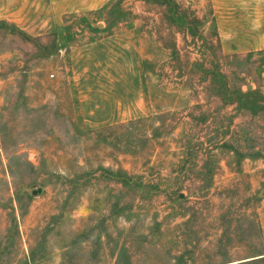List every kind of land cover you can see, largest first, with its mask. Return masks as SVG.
<instances>
[{
    "label": "rangeland",
    "instance_id": "obj_1",
    "mask_svg": "<svg viewBox=\"0 0 264 264\" xmlns=\"http://www.w3.org/2000/svg\"><path fill=\"white\" fill-rule=\"evenodd\" d=\"M49 1L54 19L0 0V264H216L244 237L255 252L264 156L222 150L248 142L195 63L264 91V57L223 52L212 0H176L181 23L158 0ZM126 174L150 183L131 207Z\"/></svg>",
    "mask_w": 264,
    "mask_h": 264
},
{
    "label": "trees",
    "instance_id": "obj_2",
    "mask_svg": "<svg viewBox=\"0 0 264 264\" xmlns=\"http://www.w3.org/2000/svg\"><path fill=\"white\" fill-rule=\"evenodd\" d=\"M158 3H160L161 6L166 7V14L164 16H166V18L173 22L181 23L180 21L184 18L183 16L181 17V14L185 15L187 13L186 11H181V7L176 0H158ZM212 21L214 24L213 31L215 32V37H218L219 33L217 32L218 28L214 16H212ZM189 32L194 37L195 35H197L196 31H194L193 26H191V30ZM254 53H259L264 57V51H252L246 54L252 56ZM255 65L259 64L257 63ZM195 67L197 68V71L199 73V80L204 84V91L202 92H204L206 96L208 95V98L205 97V99H210L213 97L214 100L216 98V100H219L220 104L222 103V105L224 106L234 107V114L228 116L229 120L224 128L230 129L232 133L238 131V139H240V137H242L243 135V137H245V140L248 142L245 146H243L242 143L234 142V136L232 140H224L223 143H221L222 150L227 149L228 151H230L237 159V164H240L241 160L246 157H263L264 143H258L255 140L251 141L253 138V131L255 132V130H262L264 134V91L262 89V84L259 81H256L258 86L245 90L242 84L231 82L229 75L222 71L218 64H211L207 66L204 60H199L195 63ZM260 75H264V61H262ZM200 106L201 105L199 104L197 107L200 108ZM195 108L196 105L192 106V111L195 110ZM191 114L192 116L194 115V113L192 112ZM242 114H244V117H248L249 119L243 118L242 121L234 124L235 119ZM222 117L223 119H225L227 116L222 115ZM197 119L198 117L196 116L195 120ZM251 127H254V130L250 129ZM159 128H162V126L159 125V127H156L155 131H157ZM189 148H186V155L190 156L191 148ZM201 151H205V157L203 155L204 165L200 166L199 168L205 169L210 165L208 159L211 158V155L210 151L208 153L206 147H204V149H200L199 147L198 152H200V154H202ZM124 176L125 177H123L122 179L123 185L134 192L129 200V206L131 207L137 198L143 197L147 193V189L150 188V183L142 184L137 180H133V178H128L127 174ZM130 263L131 260L129 258L124 261V264Z\"/></svg>",
    "mask_w": 264,
    "mask_h": 264
},
{
    "label": "crops",
    "instance_id": "obj_3",
    "mask_svg": "<svg viewBox=\"0 0 264 264\" xmlns=\"http://www.w3.org/2000/svg\"><path fill=\"white\" fill-rule=\"evenodd\" d=\"M42 2L39 3V6ZM45 0L42 18L54 19L57 2ZM213 16L218 22L221 47L225 53L243 54L264 51V0H212ZM259 246L254 252L248 245L251 238L244 237L239 246L229 250L225 260L216 264H264V202L257 209ZM245 248L246 252L237 249Z\"/></svg>",
    "mask_w": 264,
    "mask_h": 264
},
{
    "label": "water",
    "instance_id": "obj_4",
    "mask_svg": "<svg viewBox=\"0 0 264 264\" xmlns=\"http://www.w3.org/2000/svg\"><path fill=\"white\" fill-rule=\"evenodd\" d=\"M42 190H43L42 188H39V189L34 190L33 193L37 194L38 192H42Z\"/></svg>",
    "mask_w": 264,
    "mask_h": 264
}]
</instances>
